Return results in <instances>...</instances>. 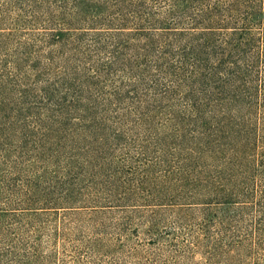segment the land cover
Masks as SVG:
<instances>
[{
    "label": "trees",
    "instance_id": "obj_1",
    "mask_svg": "<svg viewBox=\"0 0 264 264\" xmlns=\"http://www.w3.org/2000/svg\"><path fill=\"white\" fill-rule=\"evenodd\" d=\"M0 264H264V0H0Z\"/></svg>",
    "mask_w": 264,
    "mask_h": 264
}]
</instances>
